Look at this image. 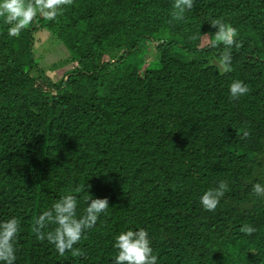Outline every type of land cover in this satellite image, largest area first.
Returning <instances> with one entry per match:
<instances>
[{
  "label": "trees",
  "instance_id": "1",
  "mask_svg": "<svg viewBox=\"0 0 264 264\" xmlns=\"http://www.w3.org/2000/svg\"><path fill=\"white\" fill-rule=\"evenodd\" d=\"M173 3L73 0L18 37L0 19V221L19 219L15 264H114L116 237L140 228L157 264H264V198L252 190L264 184V0H194L184 20ZM216 18L242 44L224 74L213 64L224 46H201ZM41 29L67 49L58 80L34 61ZM235 80L250 91L233 100ZM222 180L229 191L205 210L201 195ZM84 185L78 215L86 191L109 208L76 245L83 255L61 257L32 227Z\"/></svg>",
  "mask_w": 264,
  "mask_h": 264
},
{
  "label": "clouds",
  "instance_id": "2",
  "mask_svg": "<svg viewBox=\"0 0 264 264\" xmlns=\"http://www.w3.org/2000/svg\"><path fill=\"white\" fill-rule=\"evenodd\" d=\"M73 4V0H0V19L8 25V34L18 37L22 31L32 25L39 15L45 21H55L62 15L63 8ZM171 16L173 20H184L185 12L194 7V0H174ZM215 29L214 36L205 37L202 47L218 48L223 45L218 60L213 64L219 74L232 71L233 46L240 48L242 44L236 40L238 29L220 18L212 19L209 23ZM195 41L201 37L193 34L189 37ZM250 91L247 84L240 80L233 81L229 86L230 98L235 100ZM249 136L243 132L242 138ZM91 185H84V189L76 188L73 192L61 196L50 209L44 210L35 220L32 232L38 241L47 240L55 247L57 253L63 257L66 252L72 256H82L83 249L76 247L86 231L91 230L97 223L100 215L109 208L108 199L92 198L87 192L84 197L86 208L82 215H78V193ZM252 190L259 198H264V184L253 183ZM229 191L227 181H220L218 186L207 189L200 197L202 207L207 211H215L221 198ZM50 225H55L53 230L45 231ZM257 229L250 224L241 226L240 231L246 235L253 234ZM20 232L18 218H9L0 221V262L2 264H15V243ZM114 247L117 253L114 264H157V256L153 254L150 237L147 230L128 229L121 232L115 239ZM214 251V250H213Z\"/></svg>",
  "mask_w": 264,
  "mask_h": 264
},
{
  "label": "rangeland",
  "instance_id": "3",
  "mask_svg": "<svg viewBox=\"0 0 264 264\" xmlns=\"http://www.w3.org/2000/svg\"><path fill=\"white\" fill-rule=\"evenodd\" d=\"M34 42L36 52L34 53V61L38 67L46 71L48 76L54 80L60 79L63 74V70L66 64L65 57L68 54L67 49L63 44L55 41L53 36L47 31L41 29L34 34ZM144 66H153V59L155 53L152 50L146 49L139 55ZM133 62V55L126 59ZM64 65V66H63ZM62 66V67H60ZM54 67H60L54 70Z\"/></svg>",
  "mask_w": 264,
  "mask_h": 264
}]
</instances>
